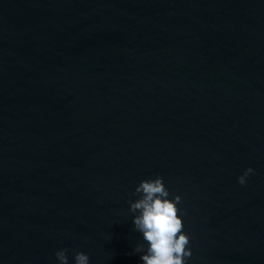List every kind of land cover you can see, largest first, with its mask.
Returning <instances> with one entry per match:
<instances>
[{"label":"water","instance_id":"obj_1","mask_svg":"<svg viewBox=\"0 0 264 264\" xmlns=\"http://www.w3.org/2000/svg\"><path fill=\"white\" fill-rule=\"evenodd\" d=\"M156 177L185 264H264V0H0V264H143Z\"/></svg>","mask_w":264,"mask_h":264},{"label":"clouds","instance_id":"obj_2","mask_svg":"<svg viewBox=\"0 0 264 264\" xmlns=\"http://www.w3.org/2000/svg\"><path fill=\"white\" fill-rule=\"evenodd\" d=\"M253 172L252 168L246 169L238 177V182L243 185L245 177ZM135 194L140 198L130 204V211L134 215L135 229L143 234L148 248L144 252L143 246L138 245L134 251L144 253L141 255L143 264H185V258L191 256L187 247L189 237L183 232V222L178 215L177 204L181 197L176 195L169 199V190L163 178L145 179L135 189ZM67 249L55 253L60 264H68ZM75 264H89V256L84 252H77L74 256Z\"/></svg>","mask_w":264,"mask_h":264}]
</instances>
